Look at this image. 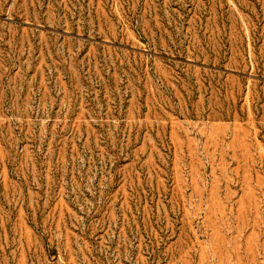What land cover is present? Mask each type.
<instances>
[{
    "label": "rangeland",
    "instance_id": "obj_1",
    "mask_svg": "<svg viewBox=\"0 0 264 264\" xmlns=\"http://www.w3.org/2000/svg\"><path fill=\"white\" fill-rule=\"evenodd\" d=\"M0 264H264V0H0Z\"/></svg>",
    "mask_w": 264,
    "mask_h": 264
}]
</instances>
